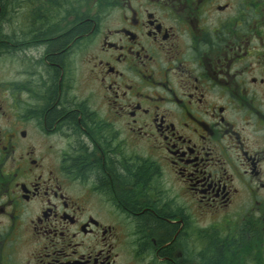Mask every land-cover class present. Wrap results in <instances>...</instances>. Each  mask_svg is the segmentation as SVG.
<instances>
[{
    "label": "flooded vegetation",
    "instance_id": "flooded-vegetation-1",
    "mask_svg": "<svg viewBox=\"0 0 264 264\" xmlns=\"http://www.w3.org/2000/svg\"><path fill=\"white\" fill-rule=\"evenodd\" d=\"M233 233L264 264V0H0V264Z\"/></svg>",
    "mask_w": 264,
    "mask_h": 264
},
{
    "label": "trees",
    "instance_id": "trees-1",
    "mask_svg": "<svg viewBox=\"0 0 264 264\" xmlns=\"http://www.w3.org/2000/svg\"><path fill=\"white\" fill-rule=\"evenodd\" d=\"M144 223H151L152 227H154L159 224V220H155L152 215H147V217H143L140 221L141 225ZM242 242L243 244H240L239 240L235 239L234 233L231 235H216V242L211 243V255L215 258L209 264H234V260L228 257L231 256L234 258L236 255V257L242 256V264H251V261L255 260L251 254L256 246L252 240L248 241L246 237H244V240L242 239Z\"/></svg>",
    "mask_w": 264,
    "mask_h": 264
},
{
    "label": "bare ground",
    "instance_id": "bare-ground-1",
    "mask_svg": "<svg viewBox=\"0 0 264 264\" xmlns=\"http://www.w3.org/2000/svg\"><path fill=\"white\" fill-rule=\"evenodd\" d=\"M53 43V42H52ZM49 74V73H48ZM53 77V76H52ZM93 156V155H92Z\"/></svg>",
    "mask_w": 264,
    "mask_h": 264
}]
</instances>
